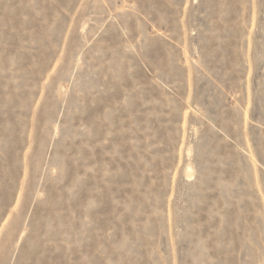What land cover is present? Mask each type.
Listing matches in <instances>:
<instances>
[{
    "label": "rangeland",
    "instance_id": "rangeland-1",
    "mask_svg": "<svg viewBox=\"0 0 264 264\" xmlns=\"http://www.w3.org/2000/svg\"><path fill=\"white\" fill-rule=\"evenodd\" d=\"M0 264H264V0H0Z\"/></svg>",
    "mask_w": 264,
    "mask_h": 264
}]
</instances>
